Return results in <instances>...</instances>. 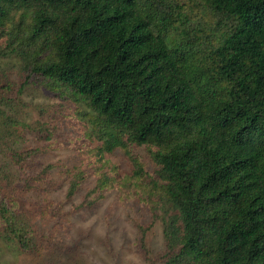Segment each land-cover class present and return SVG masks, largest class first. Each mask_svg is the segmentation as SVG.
Segmentation results:
<instances>
[{
    "label": "trees",
    "instance_id": "1",
    "mask_svg": "<svg viewBox=\"0 0 264 264\" xmlns=\"http://www.w3.org/2000/svg\"><path fill=\"white\" fill-rule=\"evenodd\" d=\"M204 2L220 32L211 44L177 32L179 0H0V61L4 40L17 50L28 39L23 83L0 65V118L12 91L37 78L87 108L98 152L130 157L127 178L145 173L158 210L140 212L149 229L162 222L160 264H264V0ZM11 151L20 181L0 186L3 237L37 253L13 210L49 201L53 168L39 170L36 148ZM116 184L100 173L90 196ZM80 185L70 183V200Z\"/></svg>",
    "mask_w": 264,
    "mask_h": 264
},
{
    "label": "rangeland",
    "instance_id": "2",
    "mask_svg": "<svg viewBox=\"0 0 264 264\" xmlns=\"http://www.w3.org/2000/svg\"><path fill=\"white\" fill-rule=\"evenodd\" d=\"M179 3L185 18L176 21L177 32L189 37L197 34V41L207 39L211 44L213 34L220 33L216 29V15L204 0ZM28 22L26 18L17 27L20 35L27 30ZM27 42L23 38L16 50L18 43L3 41L7 57L0 65L11 82L17 84L26 77L19 50L28 48ZM12 95L11 102L2 107L8 116L0 118V186L12 190L19 184L20 173L10 158L11 150L25 146L43 151L39 170L53 168V185L45 196L49 201L42 208H33L21 197L18 203H24L13 210L33 234L37 253L5 241V225L0 220V264H160L159 256L165 248L162 222L149 229L150 216L143 217L140 212L158 210L145 173L143 179L127 178L132 175V162L121 148L104 155L98 152L99 136L91 133L83 104L46 90L37 78H32L22 93L14 90ZM5 116L12 126H19L8 127ZM132 152L144 161V148H133ZM99 172H114L120 184L99 191L95 198L90 193ZM76 178L81 185L70 200V183ZM101 188L103 185L98 182V189ZM137 221L146 226L145 231L139 232Z\"/></svg>",
    "mask_w": 264,
    "mask_h": 264
}]
</instances>
